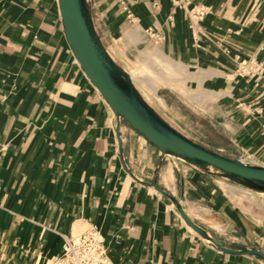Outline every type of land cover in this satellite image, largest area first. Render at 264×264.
<instances>
[{
  "label": "crops",
  "instance_id": "obj_1",
  "mask_svg": "<svg viewBox=\"0 0 264 264\" xmlns=\"http://www.w3.org/2000/svg\"><path fill=\"white\" fill-rule=\"evenodd\" d=\"M87 3L101 44L172 126L264 166V83L236 74L255 59L264 78V0ZM194 6L207 9L198 23ZM77 225L100 231L111 264H264L244 253H264L261 196L119 122L78 63L58 0H0V264H54Z\"/></svg>",
  "mask_w": 264,
  "mask_h": 264
},
{
  "label": "water",
  "instance_id": "obj_2",
  "mask_svg": "<svg viewBox=\"0 0 264 264\" xmlns=\"http://www.w3.org/2000/svg\"><path fill=\"white\" fill-rule=\"evenodd\" d=\"M58 2L69 43L79 65L119 122L123 121L140 133L163 155L264 196V166L227 158L194 142L177 130L144 98L132 75L101 44L89 16L87 0ZM150 186L168 198L182 219L213 247L233 253L219 245L207 231L198 227L188 217L178 199L157 184ZM244 253L256 255L264 261V253L260 251Z\"/></svg>",
  "mask_w": 264,
  "mask_h": 264
},
{
  "label": "built area",
  "instance_id": "obj_3",
  "mask_svg": "<svg viewBox=\"0 0 264 264\" xmlns=\"http://www.w3.org/2000/svg\"><path fill=\"white\" fill-rule=\"evenodd\" d=\"M178 6H189L191 0H173ZM191 17L195 23L203 20L207 9L203 6H194L191 10ZM156 43H158L156 41ZM236 74L243 78H256L262 80L263 67L255 59L243 60L239 63ZM54 264H111L104 246L103 237L100 231L91 227L83 233L68 237L63 254Z\"/></svg>",
  "mask_w": 264,
  "mask_h": 264
},
{
  "label": "bare ground",
  "instance_id": "obj_4",
  "mask_svg": "<svg viewBox=\"0 0 264 264\" xmlns=\"http://www.w3.org/2000/svg\"><path fill=\"white\" fill-rule=\"evenodd\" d=\"M84 228H85L84 225H77L76 228L74 229V235L80 234V231Z\"/></svg>",
  "mask_w": 264,
  "mask_h": 264
},
{
  "label": "rangeland",
  "instance_id": "obj_5",
  "mask_svg": "<svg viewBox=\"0 0 264 264\" xmlns=\"http://www.w3.org/2000/svg\"><path fill=\"white\" fill-rule=\"evenodd\" d=\"M189 120H191L190 118H189ZM230 183H232V182H230ZM233 184V183H232ZM235 185V184H234ZM261 196V195H260ZM261 199L262 200H264V196H261ZM86 229H88V228H84V229H82L81 231H80V234L81 233H83Z\"/></svg>",
  "mask_w": 264,
  "mask_h": 264
}]
</instances>
